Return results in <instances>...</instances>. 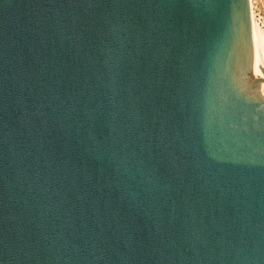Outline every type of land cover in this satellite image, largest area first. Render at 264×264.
I'll list each match as a JSON object with an SVG mask.
<instances>
[{
  "label": "water",
  "instance_id": "1",
  "mask_svg": "<svg viewBox=\"0 0 264 264\" xmlns=\"http://www.w3.org/2000/svg\"><path fill=\"white\" fill-rule=\"evenodd\" d=\"M0 264H264L251 0H0Z\"/></svg>",
  "mask_w": 264,
  "mask_h": 264
},
{
  "label": "bare ground",
  "instance_id": "2",
  "mask_svg": "<svg viewBox=\"0 0 264 264\" xmlns=\"http://www.w3.org/2000/svg\"><path fill=\"white\" fill-rule=\"evenodd\" d=\"M251 11H252V20H253V33L255 37L257 51L260 61L264 68V35L258 29L257 24L255 22L254 11H253V0H251Z\"/></svg>",
  "mask_w": 264,
  "mask_h": 264
},
{
  "label": "rangeland",
  "instance_id": "3",
  "mask_svg": "<svg viewBox=\"0 0 264 264\" xmlns=\"http://www.w3.org/2000/svg\"><path fill=\"white\" fill-rule=\"evenodd\" d=\"M253 11L257 27L264 35V0H253Z\"/></svg>",
  "mask_w": 264,
  "mask_h": 264
}]
</instances>
